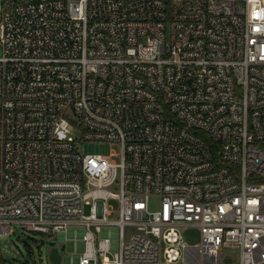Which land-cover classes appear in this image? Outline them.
I'll return each mask as SVG.
<instances>
[{
    "label": "built area",
    "instance_id": "built-area-1",
    "mask_svg": "<svg viewBox=\"0 0 264 264\" xmlns=\"http://www.w3.org/2000/svg\"><path fill=\"white\" fill-rule=\"evenodd\" d=\"M0 47V235H63L69 264H264V0H3Z\"/></svg>",
    "mask_w": 264,
    "mask_h": 264
},
{
    "label": "rangeland",
    "instance_id": "rangeland-1",
    "mask_svg": "<svg viewBox=\"0 0 264 264\" xmlns=\"http://www.w3.org/2000/svg\"><path fill=\"white\" fill-rule=\"evenodd\" d=\"M2 3L0 0V23L2 17ZM1 54V47H0ZM78 134L77 131H74ZM119 147L110 143H85L79 147L81 154L86 155H108L111 151L119 152ZM112 205L117 208V203L112 202ZM150 210L154 211L158 207V200L153 199L150 203ZM85 214H88V207H85ZM15 233L13 235H0V264H52L49 261L51 251L50 244L53 243L59 254L65 257H76L68 250L67 243L64 242L62 235H42L24 232L16 225L13 226ZM180 232L186 243L193 245L199 242L200 231L192 226H183ZM136 233V229H126V240H129ZM225 257H232L234 264L238 263L239 250L230 246L222 250ZM63 264L64 260H63Z\"/></svg>",
    "mask_w": 264,
    "mask_h": 264
},
{
    "label": "water",
    "instance_id": "water-1",
    "mask_svg": "<svg viewBox=\"0 0 264 264\" xmlns=\"http://www.w3.org/2000/svg\"><path fill=\"white\" fill-rule=\"evenodd\" d=\"M81 243V242H79ZM50 247L52 248L51 251H50V254H49V261L52 263V264H63V260H64V263L67 264V260H69L70 257H65L63 258L58 250L55 248L54 244L51 243L50 244Z\"/></svg>",
    "mask_w": 264,
    "mask_h": 264
},
{
    "label": "crops",
    "instance_id": "crops-1",
    "mask_svg": "<svg viewBox=\"0 0 264 264\" xmlns=\"http://www.w3.org/2000/svg\"><path fill=\"white\" fill-rule=\"evenodd\" d=\"M62 237H63V240H64V236H63V235H62ZM72 249H73V244L70 243V244L68 245V250L72 251ZM77 250H78V252L82 250V244H81V243H78V244H77ZM66 263L69 264V260H67Z\"/></svg>",
    "mask_w": 264,
    "mask_h": 264
}]
</instances>
